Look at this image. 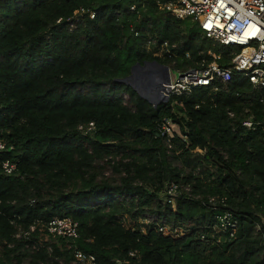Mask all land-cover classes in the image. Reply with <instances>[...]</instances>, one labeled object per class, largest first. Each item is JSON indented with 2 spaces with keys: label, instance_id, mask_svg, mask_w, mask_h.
Segmentation results:
<instances>
[{
  "label": "trees",
  "instance_id": "trees-1",
  "mask_svg": "<svg viewBox=\"0 0 264 264\" xmlns=\"http://www.w3.org/2000/svg\"><path fill=\"white\" fill-rule=\"evenodd\" d=\"M170 1L0 0V133L14 146L0 159L22 177L0 170V264H73L75 247L98 264H264V88L235 76L154 108L120 82L138 63L186 71L211 51L227 67L240 52L159 9ZM82 9L95 18L73 22ZM149 37L173 58L153 56ZM164 119L186 141L159 136ZM227 212L235 227L221 232ZM63 217L80 237L46 241Z\"/></svg>",
  "mask_w": 264,
  "mask_h": 264
},
{
  "label": "built area",
  "instance_id": "built-area-1",
  "mask_svg": "<svg viewBox=\"0 0 264 264\" xmlns=\"http://www.w3.org/2000/svg\"><path fill=\"white\" fill-rule=\"evenodd\" d=\"M159 9L179 19H190L196 23L205 37L212 41L213 46L223 45L240 49V52L230 55V64L227 67L220 64L223 59L221 54L210 51L209 56L212 57V61L203 59L196 68L186 71L170 69V82L164 84L160 91L168 102L173 97L188 95L198 87L213 86L217 91L215 83L227 85L235 76L248 78L255 90L264 88V0H174L160 4ZM84 15L94 19L96 13L82 9L75 12L72 21L77 23ZM135 35L138 36V33ZM173 48L168 42H160L155 37H149L147 40V50L155 57L173 58ZM186 58L190 59V55L186 54ZM124 98L127 99L128 96L125 95ZM243 126L250 130L254 129V116L244 120ZM78 129L84 135H88L96 130V126L94 123H89L79 126ZM156 131L159 136L170 140L177 136L183 138L179 126L170 119L158 122ZM183 139L186 141L185 138ZM11 151H14V146L8 144L0 133V155ZM0 170L8 177L22 178L17 163L9 159H0ZM178 194L179 186L170 183L166 185L161 197L165 202L171 203ZM217 218L220 222L219 231H231L235 227L230 213H224ZM158 231L171 237H182L186 234L181 228L173 229L164 224H158ZM43 235L46 241L49 237L63 239L80 237L77 224L66 217L51 220L46 225ZM73 264H98V262L94 255L75 247Z\"/></svg>",
  "mask_w": 264,
  "mask_h": 264
},
{
  "label": "water",
  "instance_id": "water-1",
  "mask_svg": "<svg viewBox=\"0 0 264 264\" xmlns=\"http://www.w3.org/2000/svg\"><path fill=\"white\" fill-rule=\"evenodd\" d=\"M120 82L131 87L154 108L162 103H168L160 91L164 84L170 82V68L158 61L136 64L132 67L130 76ZM109 145L115 146L114 143Z\"/></svg>",
  "mask_w": 264,
  "mask_h": 264
},
{
  "label": "rangeland",
  "instance_id": "rangeland-1",
  "mask_svg": "<svg viewBox=\"0 0 264 264\" xmlns=\"http://www.w3.org/2000/svg\"><path fill=\"white\" fill-rule=\"evenodd\" d=\"M145 223H148V221H146Z\"/></svg>",
  "mask_w": 264,
  "mask_h": 264
}]
</instances>
